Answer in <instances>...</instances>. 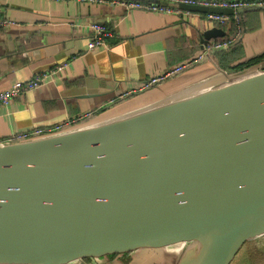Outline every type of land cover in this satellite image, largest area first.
Segmentation results:
<instances>
[{
  "label": "water",
  "instance_id": "95a60500",
  "mask_svg": "<svg viewBox=\"0 0 264 264\" xmlns=\"http://www.w3.org/2000/svg\"><path fill=\"white\" fill-rule=\"evenodd\" d=\"M258 11L264 5L236 12ZM246 31L207 55L211 67L169 79L190 81L183 89L115 117L0 143V264H74L142 249L172 251L163 264H231L263 236L264 60L248 63L264 52L227 68L216 57ZM225 36L215 25L201 43Z\"/></svg>",
  "mask_w": 264,
  "mask_h": 264
},
{
  "label": "crops",
  "instance_id": "0c3cea01",
  "mask_svg": "<svg viewBox=\"0 0 264 264\" xmlns=\"http://www.w3.org/2000/svg\"><path fill=\"white\" fill-rule=\"evenodd\" d=\"M179 10H127L120 4L74 0H0V17L15 22L0 25V92L68 63L54 81L0 107V142L15 132L50 128L93 111L90 118L78 124L84 126L183 89L190 82L167 81L135 93L151 76L203 51L201 37L214 24L207 21L206 14ZM241 18L242 28L247 30L241 42L242 58H252L264 52V11L248 12ZM92 24L113 31L109 49H87ZM211 66L209 59L196 70ZM79 89L93 96L75 98ZM127 92L132 93L111 104V100ZM171 254L169 249H142L131 253L129 263L109 256L94 263L163 264L169 262ZM231 264H264V235L246 242Z\"/></svg>",
  "mask_w": 264,
  "mask_h": 264
},
{
  "label": "built area",
  "instance_id": "2783aa9c",
  "mask_svg": "<svg viewBox=\"0 0 264 264\" xmlns=\"http://www.w3.org/2000/svg\"><path fill=\"white\" fill-rule=\"evenodd\" d=\"M60 1V0H56ZM63 1V0H62ZM78 2H88V3H113L120 4L127 10L132 9H144L159 13H178L180 12V5H200L205 7H216V8H232L234 10V15H218V14H206L207 21L212 22L214 26L224 28L229 22L231 17H234L236 21H239V15L237 10L239 8H245L251 5H264V0H74ZM10 24H15L14 21L8 20L6 18L0 17V25L7 26ZM243 29V28H242ZM91 39L88 43V50H96L101 48L109 49L111 47L109 41L114 37L113 31L108 27L101 24L91 25ZM242 31L238 33L235 37L229 40H214L209 42L207 45L203 46V51L195 55L194 57L187 59L173 68L169 69L164 73H159L151 76L146 80L141 86L135 91V93L143 92L156 85L161 84L164 80L176 76L186 70L192 69L205 61L207 55L211 54L214 50L229 47L236 43ZM224 39V38H221ZM68 63L62 64L60 66H55L47 72H43L33 76L26 82H16L10 88L0 92V107L7 106L14 99L23 94L26 91L35 90L57 78V74L67 68ZM132 92H127L119 98L111 100V104H114L117 100L123 99V97L131 95ZM134 94V93H133ZM94 114L93 111L84 112L77 115L74 118H67L64 122L59 123L50 128H31L28 130L18 131L13 133L8 139L3 142H20L25 140H30L32 138L41 137L47 134H53L68 130L78 126V124L84 122Z\"/></svg>",
  "mask_w": 264,
  "mask_h": 264
},
{
  "label": "trees",
  "instance_id": "16d2710c",
  "mask_svg": "<svg viewBox=\"0 0 264 264\" xmlns=\"http://www.w3.org/2000/svg\"><path fill=\"white\" fill-rule=\"evenodd\" d=\"M239 21H236L234 17H231L230 22L223 28L227 30L228 34L224 37V39L217 40H229L235 37L240 31H242V18L239 15ZM244 56V49L241 43H238L234 48H231L228 51H220L216 53V57L219 61V65L222 68H227L231 63L239 60ZM264 60V54L259 56L253 60H251L248 65L256 64L258 62H262ZM245 65H239L238 69H241Z\"/></svg>",
  "mask_w": 264,
  "mask_h": 264
},
{
  "label": "flooded vegetation",
  "instance_id": "af4514ba",
  "mask_svg": "<svg viewBox=\"0 0 264 264\" xmlns=\"http://www.w3.org/2000/svg\"><path fill=\"white\" fill-rule=\"evenodd\" d=\"M131 253H125V254H115V255H109L111 260H122L124 263H129L131 261ZM99 258H86L83 259V264H95L94 262Z\"/></svg>",
  "mask_w": 264,
  "mask_h": 264
},
{
  "label": "rangeland",
  "instance_id": "374dc122",
  "mask_svg": "<svg viewBox=\"0 0 264 264\" xmlns=\"http://www.w3.org/2000/svg\"><path fill=\"white\" fill-rule=\"evenodd\" d=\"M202 64H204V63H201V64H199V65H197V66H195L193 69H197V67H201L202 66ZM192 69V70H193ZM173 77H170V78H168V79H166V80H164L162 83H165V82H167V81H169V79H172ZM175 81V80H174ZM190 81H187V82H184V83H181V82H179L178 84H187V83H189Z\"/></svg>",
  "mask_w": 264,
  "mask_h": 264
}]
</instances>
